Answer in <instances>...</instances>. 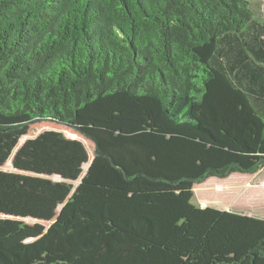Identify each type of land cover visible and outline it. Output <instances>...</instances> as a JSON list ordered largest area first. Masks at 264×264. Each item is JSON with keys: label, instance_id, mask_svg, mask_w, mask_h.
Returning a JSON list of instances; mask_svg holds the SVG:
<instances>
[{"label": "trees", "instance_id": "trees-1", "mask_svg": "<svg viewBox=\"0 0 264 264\" xmlns=\"http://www.w3.org/2000/svg\"><path fill=\"white\" fill-rule=\"evenodd\" d=\"M43 120L93 159L0 264H264V219L192 190L264 166V0H0V137Z\"/></svg>", "mask_w": 264, "mask_h": 264}, {"label": "rangeland", "instance_id": "rangeland-1", "mask_svg": "<svg viewBox=\"0 0 264 264\" xmlns=\"http://www.w3.org/2000/svg\"><path fill=\"white\" fill-rule=\"evenodd\" d=\"M91 140L50 120L0 137V235L21 226L43 232L85 175ZM193 202L264 219V166L253 173L209 177L192 187ZM40 218L43 225H38ZM35 222V223H34ZM41 227V230L38 228Z\"/></svg>", "mask_w": 264, "mask_h": 264}, {"label": "crops", "instance_id": "crops-1", "mask_svg": "<svg viewBox=\"0 0 264 264\" xmlns=\"http://www.w3.org/2000/svg\"><path fill=\"white\" fill-rule=\"evenodd\" d=\"M60 210V209H59ZM29 218V217H28ZM32 219H36V218H29L28 220H32ZM37 220V224L40 226V225H43V226H45L44 224H42L41 222H42V220L40 219V218H37L36 219ZM32 222H33V220H32ZM52 222V221H51ZM35 223V222H34ZM47 227H45V229H46Z\"/></svg>", "mask_w": 264, "mask_h": 264}, {"label": "water", "instance_id": "water-1", "mask_svg": "<svg viewBox=\"0 0 264 264\" xmlns=\"http://www.w3.org/2000/svg\"><path fill=\"white\" fill-rule=\"evenodd\" d=\"M62 206V205H61Z\"/></svg>", "mask_w": 264, "mask_h": 264}]
</instances>
